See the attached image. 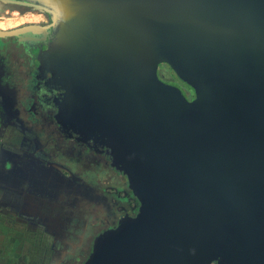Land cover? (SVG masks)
<instances>
[{"label":"water","instance_id":"95a60500","mask_svg":"<svg viewBox=\"0 0 264 264\" xmlns=\"http://www.w3.org/2000/svg\"><path fill=\"white\" fill-rule=\"evenodd\" d=\"M78 1L90 77L109 84L96 88V114L143 160L169 230L150 260L116 242L103 264H210L227 241L238 264H264V0ZM33 6L51 23L0 29V38L46 35L62 22L60 10ZM61 25L67 55L75 33ZM159 61L195 100L158 79Z\"/></svg>","mask_w":264,"mask_h":264},{"label":"flooded vegetation","instance_id":"af4514ba","mask_svg":"<svg viewBox=\"0 0 264 264\" xmlns=\"http://www.w3.org/2000/svg\"><path fill=\"white\" fill-rule=\"evenodd\" d=\"M16 1H0V8L26 11L33 5H48L61 11L62 22L58 19L57 28H48L46 35L28 31L0 38L4 40L0 43V122L4 119L12 128L18 127L21 137L31 135L26 138L27 147L20 137L18 151L0 145V217L37 219L41 229L58 243L55 247L62 258L56 264H103L116 242L125 243L118 249L132 247L141 252L143 247L145 259L150 260L168 242L169 230L155 204L143 160L136 159L127 139L96 114L104 97L96 88L109 84L104 77L99 78L102 82L97 76L90 77L92 45L83 31L81 2ZM43 13L45 22L30 21L16 27L50 24L51 16ZM62 23L75 33L73 51L67 55L60 40ZM163 70L169 73L161 75ZM156 75L161 82L176 87L188 102L196 99V89L167 62L157 63ZM34 145L46 157L43 164L35 157ZM8 150L10 156L5 155ZM74 167L95 177L102 190L112 188L104 192L113 202L117 199L111 213L100 215L88 208L89 201L78 203L79 199L69 198L66 181L51 176L60 168ZM119 191L124 195H116ZM4 207H9L6 213ZM85 214L96 216L88 222ZM213 250L210 264L239 263L237 249L230 241L215 244Z\"/></svg>","mask_w":264,"mask_h":264},{"label":"rangeland","instance_id":"374dc122","mask_svg":"<svg viewBox=\"0 0 264 264\" xmlns=\"http://www.w3.org/2000/svg\"><path fill=\"white\" fill-rule=\"evenodd\" d=\"M25 10L26 11H11L10 9L6 10L0 8V29L14 28L18 25L29 23L30 21L45 22L47 20V16L38 7H30V9L28 8ZM3 41V39H0V43ZM163 71L161 72V75L169 73L166 70ZM4 105L6 106L5 103ZM11 126V124L5 123L4 119L2 123L0 122V145H3L4 149L9 148L13 149V151H18L17 144L23 140L24 147H27L28 144L26 138L30 139V133L29 135L28 133H24L25 135L21 137L18 133V127L13 125L12 128ZM29 146L31 147V145ZM33 147L38 162H41V164L46 162V157L41 155L38 146L34 145ZM9 153L10 151L8 150L5 152V155L7 154L10 156ZM38 166L39 165H36V167ZM12 169H14V167H12ZM56 171L55 173H51V176L56 175L57 177H62L66 181V192L68 197L70 195L69 198L79 199L78 203L89 201L87 202V205L91 203L89 207L85 204L84 205L100 215L109 214L113 211V206L117 199H114L113 202L111 198H107L104 194L106 191H111V187L106 188L105 191L102 190V187H98L95 184V177L87 174L80 167H74L73 170H70L69 168L67 170L60 168ZM116 195L123 196L124 192L119 191ZM7 208L9 207L2 208L3 213L8 211ZM83 209L86 210V208ZM18 216V219L0 217V225L3 227L1 230L2 233L0 232L3 249L6 245L9 246H6L8 250L7 255L5 250H2L3 256L5 258L8 256L7 264H32L29 261L27 262L23 260L25 256L29 257L31 254L34 255V261H38L34 264H56L62 258V254L59 253L58 249L55 247L58 246V243H54V236L46 234V231L41 229L42 225L37 222V219L32 218L31 216ZM85 216L86 214L84 217ZM95 216L96 215L94 214H88V216H86L87 221H91ZM1 264H6V262L3 261Z\"/></svg>","mask_w":264,"mask_h":264},{"label":"crops","instance_id":"0c3cea01","mask_svg":"<svg viewBox=\"0 0 264 264\" xmlns=\"http://www.w3.org/2000/svg\"><path fill=\"white\" fill-rule=\"evenodd\" d=\"M2 226L0 225V232L2 233ZM7 246V245H6ZM6 246L4 247V249H3V242L1 241V238H0V264L4 261V262H6V264H7V262H8V256H6V258L3 256V251L2 250H5V252H6V255H7V252H8V250H7V248H6ZM7 247H9V246H7ZM34 255L33 254H31V256H25L24 258H23V260L24 261H29L30 263H32V264H34L35 262H38L37 260L36 261H34Z\"/></svg>","mask_w":264,"mask_h":264}]
</instances>
